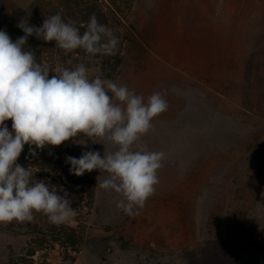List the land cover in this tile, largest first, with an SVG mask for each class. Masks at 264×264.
<instances>
[{"label":"rangeland","instance_id":"1","mask_svg":"<svg viewBox=\"0 0 264 264\" xmlns=\"http://www.w3.org/2000/svg\"><path fill=\"white\" fill-rule=\"evenodd\" d=\"M100 5L120 38L116 54L74 55L52 41L43 66L51 77L83 63L90 79L145 100L164 95L167 111L137 142L165 153L159 183L129 216L117 208L120 194L96 186L99 170L78 177L65 163L88 150L103 156L109 142L78 134L87 146L70 140L35 156L27 147L19 164L33 182L63 195L66 172L82 191L69 195L76 215L63 224L43 213L0 223V264H264V0H130L116 27L109 3ZM61 231L79 241H56ZM247 241L262 251L242 248Z\"/></svg>","mask_w":264,"mask_h":264},{"label":"clouds","instance_id":"2","mask_svg":"<svg viewBox=\"0 0 264 264\" xmlns=\"http://www.w3.org/2000/svg\"><path fill=\"white\" fill-rule=\"evenodd\" d=\"M82 26L83 33L57 13L46 16L40 27L22 19L17 27L24 35L15 41L0 30V223L31 221L34 213H43L50 223L60 225L76 215L67 192L50 190L44 180L33 182L32 172L17 161L25 145L32 156L36 149L70 140L87 146L76 139L78 134L107 141L113 150L101 143L103 156L95 150L84 151L79 158L66 156L71 174L106 173L104 179L97 177L96 186L120 194L117 208L129 216L138 214L155 193L165 153L138 147L137 142L152 129L154 118L167 111L164 95L153 92L145 100L112 79H90L83 63L50 77V69L25 48L35 35L54 41L65 53L82 49L93 57L116 54L120 38L95 14ZM7 120L12 121L11 131Z\"/></svg>","mask_w":264,"mask_h":264},{"label":"trees","instance_id":"3","mask_svg":"<svg viewBox=\"0 0 264 264\" xmlns=\"http://www.w3.org/2000/svg\"><path fill=\"white\" fill-rule=\"evenodd\" d=\"M109 3L110 13L113 15V24L116 27L119 23V18L123 14L120 5L129 4L130 0H105ZM101 0H32L26 5L15 6L1 3L0 0V30H5L10 38L15 41L18 37L24 35V32L17 27V24L23 19L28 21L29 25L40 27L46 16L55 15L60 13L66 22H72L75 26L80 28L81 33L85 30L86 22L89 17L95 14L100 23L109 25V20L106 18L104 11L100 5ZM51 42H45L38 39L35 35L28 38L25 48L30 47L36 54L37 62L43 65L44 57L47 55V49ZM74 55L83 54L84 50L77 49L70 52ZM29 147L25 145L24 149ZM17 163H20L18 159ZM67 185L60 182L59 186L63 187V191L67 192L70 196H75L82 191L80 188L81 179H74L66 172L62 176ZM56 241H61L68 246H72L79 241L78 238L65 231L56 232L53 234ZM242 248L262 251L261 246L257 242L247 241L241 245Z\"/></svg>","mask_w":264,"mask_h":264}]
</instances>
